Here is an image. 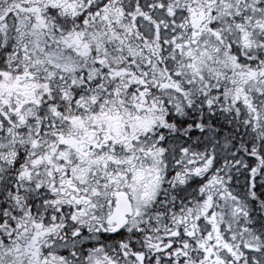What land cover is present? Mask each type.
I'll use <instances>...</instances> for the list:
<instances>
[{
  "label": "snow or ice",
  "instance_id": "6c2138e0",
  "mask_svg": "<svg viewBox=\"0 0 264 264\" xmlns=\"http://www.w3.org/2000/svg\"><path fill=\"white\" fill-rule=\"evenodd\" d=\"M0 264H264V0H0Z\"/></svg>",
  "mask_w": 264,
  "mask_h": 264
}]
</instances>
